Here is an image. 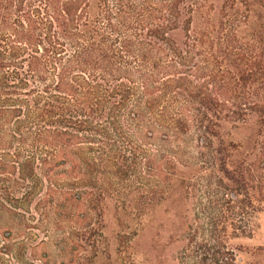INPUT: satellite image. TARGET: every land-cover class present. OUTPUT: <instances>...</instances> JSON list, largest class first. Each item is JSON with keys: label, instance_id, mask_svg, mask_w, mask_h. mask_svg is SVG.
<instances>
[{"label": "trees", "instance_id": "trees-1", "mask_svg": "<svg viewBox=\"0 0 264 264\" xmlns=\"http://www.w3.org/2000/svg\"><path fill=\"white\" fill-rule=\"evenodd\" d=\"M33 166L63 214L103 205L125 183L121 214L135 211L149 245L157 195L202 172L220 211L238 214L248 195L253 233L264 201V0H0V176L17 184L36 178ZM75 179L98 194L75 193ZM209 220L217 247L196 264L233 263L225 219Z\"/></svg>", "mask_w": 264, "mask_h": 264}, {"label": "rangeland", "instance_id": "rangeland-1", "mask_svg": "<svg viewBox=\"0 0 264 264\" xmlns=\"http://www.w3.org/2000/svg\"><path fill=\"white\" fill-rule=\"evenodd\" d=\"M32 171L36 178L17 184L12 183L10 174L0 176V204L15 207L12 214L0 208V264H196L203 252H208V256L211 249L217 247L209 241V218L215 222L225 219L221 235L224 249L234 260L231 264H264L262 197L258 201L261 207L253 214L254 231L250 234L248 195L241 198L242 209L238 214H234L231 204L220 211L218 205L210 204L205 182L198 181L202 172L196 174L197 178L184 181L181 188L176 182L167 184L172 190L167 196L157 195L154 215L144 218L153 240L149 245L143 241L145 237L137 225L135 211L129 214L130 218H123L121 214L125 206V183L116 181L117 184L111 185L110 192H114V196L105 204L79 202L71 212L66 210L63 214L53 195L44 198L47 184L40 178L38 169L33 166ZM124 175L122 173V178L126 179ZM217 176L222 178L220 173ZM222 182L227 183L224 178ZM76 183L77 179L74 180L75 193L98 194L100 190L88 183H81L82 186ZM211 188L210 193L218 189L216 184ZM137 194L132 192V196ZM7 231L11 235L5 240L2 236ZM180 233H185V242L176 243ZM6 245L9 249L3 252ZM196 254L197 259L193 257Z\"/></svg>", "mask_w": 264, "mask_h": 264}]
</instances>
